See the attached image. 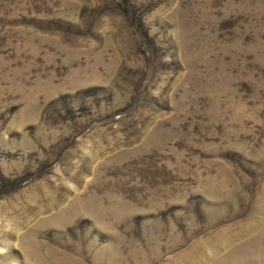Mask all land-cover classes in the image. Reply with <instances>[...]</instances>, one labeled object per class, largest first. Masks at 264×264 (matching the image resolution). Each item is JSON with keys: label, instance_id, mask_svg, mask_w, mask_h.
<instances>
[{"label": "rangeland", "instance_id": "rangeland-1", "mask_svg": "<svg viewBox=\"0 0 264 264\" xmlns=\"http://www.w3.org/2000/svg\"><path fill=\"white\" fill-rule=\"evenodd\" d=\"M0 264H264V0H0Z\"/></svg>", "mask_w": 264, "mask_h": 264}]
</instances>
